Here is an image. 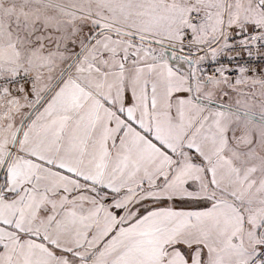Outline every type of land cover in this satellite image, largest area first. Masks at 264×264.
Returning a JSON list of instances; mask_svg holds the SVG:
<instances>
[{"label": "snow or ice", "instance_id": "6c2138e0", "mask_svg": "<svg viewBox=\"0 0 264 264\" xmlns=\"http://www.w3.org/2000/svg\"><path fill=\"white\" fill-rule=\"evenodd\" d=\"M0 264H264V0H0Z\"/></svg>", "mask_w": 264, "mask_h": 264}]
</instances>
